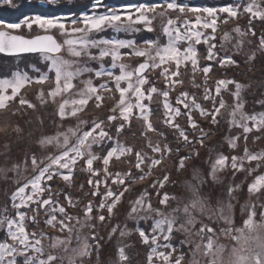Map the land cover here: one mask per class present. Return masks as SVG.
<instances>
[{
    "label": "snow or ice",
    "instance_id": "obj_1",
    "mask_svg": "<svg viewBox=\"0 0 264 264\" xmlns=\"http://www.w3.org/2000/svg\"><path fill=\"white\" fill-rule=\"evenodd\" d=\"M46 3L53 9L68 8V11L25 14L17 22L0 19V54H39L47 62V70L31 66L36 73L34 77L18 69L11 78H0V107H8L18 101L21 108L35 110L36 105L22 95V90L26 86L39 85L36 99L40 104L47 105L50 101L57 105L58 100L62 101L58 103L55 115L61 122L75 119L77 123L64 131H60L58 126L55 134L41 137V148L56 151L43 158L31 154L33 175L26 178L22 185L18 184L10 196L15 216L5 214L7 206L0 208V229L5 232V238L0 240V264H57L64 257L51 250L64 249L68 252L73 234L78 246L70 249L72 255L68 257L69 264H75L77 257L80 260L90 257L93 245L89 241H96L95 250L98 253L103 239L96 232L97 225H103L120 215L124 204L128 205L125 221L135 222L136 227L130 229L127 223L123 227L116 224L108 232L109 240L117 232L121 240L137 235L141 245L148 248L145 264H183L184 254L174 245V235L187 232L189 226L195 225L193 212L197 207H204L200 191L206 180L201 179L203 174L199 169L193 168L192 180L184 182L188 192V199L185 200L182 196L164 191L169 183L175 182L163 163L175 156L173 165L175 171L180 173L187 168L190 160L199 157V148L206 147L205 140L209 135L201 121L215 126L227 114L230 117L227 121L229 131L242 129L236 136L224 137L228 147L238 149L241 136L245 141L242 155L218 153L210 163L208 177L216 183L218 174L228 168L233 175L244 172L254 177L247 185L249 195L264 194V172L257 174L258 170L264 168V149L252 151L247 147L249 134L253 130L264 131V111L252 114L244 112L242 92L245 88L234 79L216 80L214 90L208 86L209 76L216 65L223 69L239 66L235 56L240 54L247 36H256L254 22L264 24V0L232 2L219 7L193 6L191 0L119 5H110L107 0H90L87 10L79 15L73 10L74 6L61 4L59 0H46ZM5 5L16 9L22 7L15 0H0V7ZM242 17H247V29L242 30L237 24L231 30L237 37L232 45L235 51L232 54L217 51L215 40L221 24L226 25ZM157 20L160 35L156 39H144L140 44L134 39L91 38L92 34L108 28L115 32L151 33L155 31L153 25ZM139 25H143V29ZM24 29H27L28 35L23 34ZM36 29L40 30L39 33L31 35ZM231 39V34L224 32L222 41ZM200 45H204L207 51L204 57L207 64L204 66L200 62ZM219 47L223 49L224 44L221 43ZM93 49L98 52L93 53ZM258 49L264 52V31L259 35ZM65 51L69 56L67 59L63 56ZM256 56V51H253L246 58L247 62H254ZM105 58L111 61L107 67L103 63ZM92 61L98 62L99 67H89ZM189 69L191 75L188 79L192 88H201L196 77L202 75L201 98L206 103L210 102L211 108L198 102L195 93L187 90L177 92L178 88H183ZM83 74H89V78L81 79ZM97 80L101 82L97 83ZM230 87H234V91L230 92L232 105H228L223 95ZM154 103L157 109H153ZM257 103L264 105V99ZM229 107L231 111L226 113ZM89 108L97 115L81 119ZM156 110H162V123L172 131L175 149L169 142L161 143L157 139L153 143L151 139L150 134H155L167 140L165 133L158 131L150 118ZM133 120L142 122L140 136L146 144L140 148L120 140ZM181 120H184V124ZM109 141L112 145L101 147L100 153L93 150L94 146H106ZM182 148L189 149L187 154L182 153ZM28 161L29 155L26 154L25 167ZM96 163H102V170L95 166ZM253 163L255 167L251 166ZM78 164L83 165L79 171L87 174L86 183L90 191L84 196L91 199L86 203L70 191L75 184ZM117 165L119 170L113 171ZM125 165L131 166L125 169ZM157 170L160 174L153 178ZM57 180L64 187L54 189ZM196 180H199V184L194 183ZM84 187L81 183L79 190L83 192ZM138 187L142 189L139 192L136 191ZM240 187V184L229 185V197ZM152 193H155L160 207L153 205ZM173 202L177 205L175 208L171 207ZM218 204L216 210L223 215L224 204ZM228 206L232 207L230 204ZM28 211H31V216ZM41 213L44 226L56 232H67V239L51 235L43 228L28 231L29 221L33 225L40 224ZM248 216L245 225L249 231H254L257 227L254 223L255 205L251 206ZM181 217L184 218L183 223H180ZM149 220L152 221L150 228L139 226L140 221ZM85 228L91 230L90 237L81 236V230ZM216 231L210 223L200 222L198 233L206 254L214 249ZM205 235L208 237L206 241ZM233 239L239 237L233 236ZM45 241L50 242L47 248ZM179 243L182 249L186 242L181 240ZM131 247L134 245L118 242L113 264H130L127 248ZM178 251L180 254L177 255ZM241 264H246L243 256ZM255 264H264L259 253L255 256Z\"/></svg>",
    "mask_w": 264,
    "mask_h": 264
},
{
    "label": "rangeland",
    "instance_id": "obj_2",
    "mask_svg": "<svg viewBox=\"0 0 264 264\" xmlns=\"http://www.w3.org/2000/svg\"><path fill=\"white\" fill-rule=\"evenodd\" d=\"M244 2H246V0ZM156 22L158 24V32L154 31L152 32V34L153 36L156 34L158 37L160 35L159 20H157ZM138 27H141L143 29V25H139ZM229 33L232 36V39L230 41H222L223 35L221 36V39L219 37V46L221 45V43H223L224 48L221 49L220 47H218L217 51H227L229 54H232L235 51L232 45L235 43L237 37L234 32L230 31ZM94 34H92L91 37L93 39H95ZM124 34L128 36L130 35V38L124 37L122 39H134L131 35V32H124ZM117 37L118 36H112L109 38ZM161 39L164 40L165 38L161 37ZM92 51L93 53L98 52V50L96 49H93ZM253 51H256V53L259 51L258 40L255 37L249 35L245 38L244 46L240 51V54L247 52V55H251ZM63 56L66 59L69 58L66 51L63 53ZM203 61L204 64L207 63L204 57ZM103 63L105 67L110 65V58H105ZM19 64L35 66L36 63L32 61V58H15L7 60L0 58V66H2L3 72L6 75H9L10 71L18 68ZM93 65H96V68L99 67V63L95 61L89 62L88 64L89 67L95 69ZM13 73L14 72H12V74L8 78H11ZM81 79H84V74L81 76ZM253 82L254 83L251 84L253 85V87L247 86L248 93H244V95H242L243 97H245L243 100L245 103L244 107L247 108V110L255 111L253 113H259L261 111H264V105H260L259 103H257V101L264 99V79H256ZM198 83H202V81ZM30 92L31 93L28 94L31 95L29 100L36 105L35 110L31 108H21L19 106V103L16 102L13 106H8L5 110H3V112L0 113V170H3L2 172H0V208L7 206L8 211L5 214L9 216H15V211L11 208L10 196L12 192L15 191V188L18 186V184L22 185L26 182V178H29L33 175L32 166L30 164L31 154L35 153L38 157L43 158L56 151L52 148H48L47 150L41 148L39 145L41 137L55 134V132L58 130V126L60 131H64L69 127H75L77 123L75 119H65L63 122H61L60 119L55 115L58 103L62 101L58 100L57 105H53L49 101L47 105L42 106L39 100L36 99V92L34 93L33 90H31ZM198 102L203 103L201 100H198ZM203 104L205 106V103ZM87 114H89L88 117L97 115V113H95L92 108L88 109ZM88 117L82 115L81 119H86ZM249 123L251 124V122ZM226 129H229V127L220 128V131H222V136L225 134ZM232 130L235 131L233 132L235 136L242 132V129L238 128H234ZM206 131H208V129H206ZM213 136H216V133H214ZM125 137L128 138V136H124L122 138ZM257 137H259V139H257ZM131 141L132 143H136L138 145L143 144V141L139 136H134ZM173 144H175V142ZM238 145V149L232 150L228 147L224 138L220 139L218 143L213 146L209 145L205 153L202 154V156H204L202 157V166H200L199 163H195L193 166L191 165L192 168L187 173L182 172L181 174H179L173 171L174 178H171V180L174 181L175 184L169 183L166 189H164V191L166 192L177 194L178 196H182L185 198V200H187L188 192L186 191L184 182L192 180L193 168L199 169L203 174V176H201V179L204 178L206 180V183L201 187L200 191V196L204 201V207L203 209L197 207L193 212V218L196 221L195 225L189 226V230L187 232H177L181 235V240H184L186 242L185 247L187 249V254H184L188 256L187 259L189 258L187 264H206L208 261H215L216 264H241L242 256L246 258V264H255V256L257 253H259L261 260H264V215H260L261 213H264V194L259 196H250L248 190L246 189L244 197H239V199L237 200L236 198H230L228 196V198H226L225 200L224 198L220 197L222 195L223 188L225 187L224 190L226 191L227 184L230 185L231 182L235 183L237 174L239 173L233 175L232 170L228 168L218 174V182L216 183H214L207 175L210 169V163L211 161H214L218 153L222 152L225 155L230 156L233 154L239 155L241 154V152H243L245 141L242 136L238 141ZM248 145H250L249 149L252 151L255 150L254 148L258 147V145L263 146L264 131L253 130V132L249 134L247 147ZM209 149H212V151L210 152ZM26 154L29 155L27 167H25L24 165ZM245 165L247 167V162H245ZM81 167H83V165H77L76 173L79 174V172H81L79 171ZM261 172H264V170ZM240 173L243 175L245 174L244 172ZM158 174H160L159 170L154 173L153 178H155V176ZM253 179L254 177L252 176V179L248 183H250ZM86 180L87 177L86 179L80 180L77 185L75 182L70 190L72 194L77 195V193L74 192L75 189L78 193H81L83 195L81 199L84 201V203H86L87 200L91 199L90 196H84V193L90 191L89 187L87 186ZM81 183L85 185L83 192L79 190V185ZM194 183L199 184V180L194 181ZM55 184L60 187L62 183L57 180ZM57 186H54V189L57 188ZM139 189V187L136 188V191L139 192ZM210 191H212L213 194L217 196L215 201H211V199H209L208 193ZM152 196V203L154 204V206L160 207L158 201L156 200L155 193H152ZM61 202L64 203L62 199ZM218 202H223L224 204L223 215H221V213L216 210L219 207ZM229 204L232 207H229ZM252 205L256 206V216L254 219V223L257 227L254 231H249L248 226L245 225V220L249 218L248 213L251 211ZM176 206L177 205L175 202L171 204V207L173 208H175ZM127 209L128 205L124 204L121 209L120 215L113 218L111 221H106L103 225H97L96 232L100 237L103 238V241L100 243L101 248L99 252L97 253V251L95 250L96 241L90 240L89 242L93 245V250L90 257H86L83 260H80V258L77 257L75 260V264H113V261L116 260V248L118 246V242L123 245H133L134 241L136 243L138 242L135 240L136 235L121 240V238L116 233L113 235L111 240H109L108 238V232L115 224H119L121 225V227H123L125 223L131 225L129 221H125V213ZM164 210L168 211V209ZM28 215H32L31 211H28ZM209 217H211V220H209ZM39 219L40 224L38 226L33 225L30 221L28 222V231H38L39 228H43L51 235H57L60 236L61 239H67V232L60 233L50 228L43 227V213L40 214ZM201 221L210 223L217 229L214 236V249L212 251H208L207 254L204 243L202 242L201 236L198 233ZM183 222L184 218L181 217L180 223ZM142 224L144 226L140 224L139 226L143 228H150L152 221H142ZM80 234L81 236L90 237L91 230L87 228L82 229ZM233 236H237L239 237V239L234 240ZM4 238L5 232L3 229H0V240ZM207 238V235H205L204 241H206ZM49 243V241H45L46 248ZM173 243L178 250L182 251L181 246L175 243V239H173ZM77 246L78 243L75 239V234H73V237L68 245V252H65L64 249L51 250L55 254L64 257L63 261L58 260L57 264H69L68 257L72 255L70 249ZM134 248H137L139 254L138 261L142 264L144 259H146L148 248L142 250V248L135 245L134 247L127 248V253L131 259L135 257ZM180 251H178L176 254H180ZM142 255L144 259L140 258V256ZM184 262L185 256L183 259V264ZM130 264L138 263L130 260Z\"/></svg>",
    "mask_w": 264,
    "mask_h": 264
},
{
    "label": "trees",
    "instance_id": "obj_3",
    "mask_svg": "<svg viewBox=\"0 0 264 264\" xmlns=\"http://www.w3.org/2000/svg\"><path fill=\"white\" fill-rule=\"evenodd\" d=\"M38 1H42L47 6L44 7L42 5L37 4ZM184 1L185 2H189V0H184ZM239 1L244 2L245 0H191V3H192L193 6H216V7H218V6H223L224 4H227V3L239 2ZM107 2L110 5L111 4L119 5V4L137 3V2L153 3V2H158V0H107ZM15 3L20 4L22 7H20L19 9L10 8L9 6L7 7V5L0 7V19H4V20H6L8 22H17L18 19L22 18V15H25V14H36V13H39V14H54V13L55 14H59L61 12H67L68 11V8H57V9L51 8L46 3V0H15ZM59 3L67 4L69 7H73L74 6L73 10H75L76 14L79 15V13L81 11H86L87 10L88 6L90 5V0H59ZM237 24L240 25L242 30H246L247 27H248L247 17H242L239 20L231 21V22H229L226 25L225 24H221V27H220L219 31L217 32V34H216L215 43L217 44V48L219 47V43H220L218 41L219 37L221 39V36L224 34V32H226V31L230 32L231 31L230 29H233ZM157 25H158L157 22H154L153 26L155 28V31L158 32ZM253 27L256 30L255 38L258 40L261 31H264V24L260 23L259 21H255L254 24H253ZM39 31L40 30L36 29V30H34L31 33V35H36V34L39 33ZM143 33H145V34H143ZM23 34H25V35L29 34L27 29L23 30ZM131 35H132V37L134 38V40L138 44H140L144 39H147V38H152V39H156L157 38L156 34L153 36L152 32L151 33H147L145 31H141L139 33H132L131 32ZM112 36H115V37L118 36L120 38H124V37L130 38V35L129 36L125 35L123 31L122 32H115L111 28L105 29L104 31H102L100 33H95L94 34V38L95 39H100L102 37L103 38H109V37H112ZM198 47H199V53H200L201 66H204L205 64H207V63L204 64V61H203V57H205L207 55L206 51H205L206 48H205L204 45H200ZM248 56H250V55H247V52H244L243 54H239V55L235 56V58L239 62V66L238 67H231V68H228V69H223V68H220L218 65H216L214 67V71L209 76L208 86L211 89L214 90V86H215V81L216 80L221 79V78L234 79V80L242 83V85L244 86L245 90L242 92V95H244V93L245 94L248 93L247 92V90H248L247 86H249V87L252 86L253 87V85H251L252 83H254L253 81H255L256 79H264V52L258 51L255 61L251 62V63L247 62L246 58ZM0 58H2L4 60L15 59V58H18V59H21V58L30 59V58H32V61H34V63H36L35 67L40 68L41 70H47V62L44 61L39 54L7 56V57L3 56L2 54H0ZM93 67L96 68V65H93ZM18 69L21 70V71H27L30 76L34 77L36 75V73L32 70L31 66L19 64V67L15 68V70H13V71H10L9 75L4 74L3 68H2V66H0V78H8L12 74V72L17 71ZM190 75H191V72H190V69H189L188 76L184 77V86H183V88L182 89L178 88L177 92L181 91V90H187L190 93H195V95L197 96L198 100H201L203 103H205L206 107L211 108V106H212L211 103L210 102L206 103L201 98L202 94H203V82L200 83L201 84V88L199 90H197L195 88H192L190 83H189V79H188V77ZM88 78H89V74H84V79H88ZM196 80H197V83L201 82L202 81V75H197ZM96 82L99 83L101 81L97 80ZM162 86L163 85L161 84V87ZM39 87H40L39 85L26 86V88L24 90H22V95L30 94L31 90H33L34 93H35L36 90ZM231 91H234V87H230L228 92L223 93L224 99L227 101L228 105H232L233 104V98L230 95ZM26 92H29V93H26ZM30 96L31 95H28L26 97L29 99ZM244 98L245 97L242 96L243 100H244ZM158 99L159 98H157V100ZM172 100H173V103H174L175 94H173ZM16 102H18V101H16ZM16 102H12L10 104V106H13ZM244 106H245V103H244ZM152 107H153V109H157V105L155 103L152 105ZM6 108L7 107H1L0 108V113L3 112V110H5ZM229 111H231L230 107L226 110V113L229 112ZM244 112L248 113V114H251V113H253L255 111L247 110V108L244 107ZM83 115L86 116V117L89 116V114H87V112H85V114H83ZM150 118H151L153 124L155 125V127L157 128V130L161 131V132H164L165 135L167 136V140H164L163 138L157 137L155 134H150L153 143H155L157 139H160L161 143L169 142V143H171L173 149H175L176 142H175V140L173 138V133H172V131L170 129L166 128L163 125V123H162V120H163L162 110H156L155 113ZM196 118L199 120V114L198 113L196 114ZM229 118L230 117H228V115L225 114L220 119L219 123L217 125H215V126L211 125L208 122L201 121L204 129L205 130L208 129V132H209V135L207 136V138L205 140L206 147L199 148V153H200L199 157L190 160L188 162L187 168L183 172H186V173L189 172L191 170L192 166L195 163H199L200 166H202V157H204V156H202V154L205 153V151L207 150V147L209 145L213 146V145L217 144L218 141L220 139L224 138L225 136H235L234 133H233L235 131H233V130L229 131V129H226L225 130V134L223 136H222V131H220V128L229 127L228 122H227ZM180 122L182 124H184V120H181ZM141 130H142V122L138 121V120H133L132 123H131V126L129 127V129L127 131H125L123 135L120 136V140L122 142H126L129 145H136L137 148L143 147L146 144V141L140 136ZM227 130H228V132H227ZM226 132H227V134H226ZM214 133H216V136H213ZM198 134L199 133H197V135ZM124 136H128V138L127 137L122 138ZM134 136H139L142 139L143 144L142 145H138L136 143H132L131 139H133ZM174 142H175V144H173ZM111 145H112V142L109 141L106 146H94L93 150L95 152H97V153H100L101 147H110ZM248 148H250V145H248ZM254 149L255 150H253V151H258L260 149H264V145L263 146H259L258 145V147H255ZM181 151H182L183 154H187L189 149L182 148ZM242 154H243V152H241V154H239V155H242ZM174 159H176L175 156H173L172 159L165 160L164 163H163V167L167 168L169 170L172 179L174 178L173 171L175 173H177L175 171V168H174V165H173V160ZM95 166L97 168H100L101 170L103 168L102 163H96ZM130 166L131 165H125L124 167L126 169L127 167H130ZM247 166H248V164H247ZM251 166L255 167V164L253 163ZM116 170H119V165H117L116 167L113 168V171H116ZM263 170H264V168L258 170V173L263 171ZM181 173L182 172H180L179 174H181ZM86 177H87L86 173H82V172H79V174L76 173L75 174L76 185L80 182V180L86 179ZM161 178H162V176H161ZM251 179H252V176H248L247 173H245L244 175L241 174V173L237 174L236 182L235 183L231 182L230 185L240 184L241 187H240L239 190H237L238 191V195H237V191H236V192L233 193L232 197H230V198H236L238 200L239 197H244L246 189H247L248 182ZM54 186H57V185L54 184L53 187ZM228 186L229 185L227 184L226 185V191L224 190L225 187L223 188L222 195L220 196V197L224 198L225 200L229 196L228 192H227V189H228L227 187ZM60 187H64V185L61 184ZM141 190L142 189L140 188L138 191H141ZM74 192L77 193V195L73 194L74 196H76V197L79 196L80 198L83 197V195L81 193H78L76 191V189L74 190ZM261 195H263V194H261ZM208 196H209V199H211V201H215L216 198H217V196L214 195L212 191H210L208 193ZM261 200H262V198H261ZM263 202H264V200H263ZM69 211L73 212L72 209H69ZM73 214H75V213L73 212ZM129 222L131 223V225H128V223H127L128 228L131 229V228L136 227L135 222H133V221H129ZM139 224L143 225L142 221H140ZM43 227H45V226L43 225ZM175 234H176V235H174L175 243L180 245L179 242L181 241V235L178 234V233H175ZM117 235L119 236L118 232H117ZM135 240L138 241V242L136 243L134 241L133 245L142 248V250L147 249L145 246L141 245L139 237L137 235L135 237ZM102 241L103 240H101L100 243ZM181 250L183 251V254L184 253L187 254V249H186L185 245L183 246V248ZM134 251H135V257H134L135 259L133 258V259H130V260L133 261V262H137L138 264H141L138 261L139 260V254H138L137 248H134ZM185 254H184V256H185L184 264H187L189 258L187 259L188 256H186ZM140 258L144 259L143 255L140 256ZM142 264H145V259H144Z\"/></svg>",
    "mask_w": 264,
    "mask_h": 264
},
{
    "label": "water",
    "instance_id": "obj_4",
    "mask_svg": "<svg viewBox=\"0 0 264 264\" xmlns=\"http://www.w3.org/2000/svg\"><path fill=\"white\" fill-rule=\"evenodd\" d=\"M37 4H39V5H42V6H44V7H46L47 5L45 4V3H43L42 1H38L37 2ZM40 34H42V33H40ZM29 54H31V53H25V54H18V55H29ZM3 56H18V55H11V54H7V53H4V54H2ZM212 262L213 261H208L206 264H212ZM216 264V263H215Z\"/></svg>",
    "mask_w": 264,
    "mask_h": 264
}]
</instances>
